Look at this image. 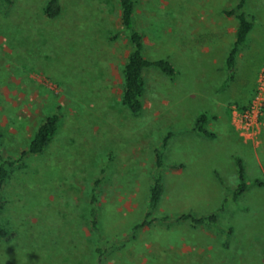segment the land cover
I'll return each mask as SVG.
<instances>
[{
  "label": "rangeland",
  "instance_id": "rangeland-1",
  "mask_svg": "<svg viewBox=\"0 0 264 264\" xmlns=\"http://www.w3.org/2000/svg\"><path fill=\"white\" fill-rule=\"evenodd\" d=\"M48 1L0 0V145L21 158L2 195L0 223L11 235L0 237V264H264V116L243 134L234 114L251 103L264 66V0L246 2L255 23L232 75L225 63L238 20L224 11L239 0H137L145 56L177 69H146L139 114L122 101L131 43L120 0H61L55 18ZM54 112L52 141L23 155ZM202 112L212 137L195 129ZM168 132L157 214L170 220L137 227ZM237 157L249 186L233 200ZM184 212H215L224 232L180 220Z\"/></svg>",
  "mask_w": 264,
  "mask_h": 264
},
{
  "label": "trees",
  "instance_id": "trees-1",
  "mask_svg": "<svg viewBox=\"0 0 264 264\" xmlns=\"http://www.w3.org/2000/svg\"><path fill=\"white\" fill-rule=\"evenodd\" d=\"M4 5L11 4L12 0H1ZM247 0H239L231 9H226L224 13L227 16H234L238 20L235 40L232 48L229 50L226 57V68L232 75L235 67L236 56L240 49L245 45L250 31L254 27V15L246 11ZM137 9V0H120V10L123 31L126 32L127 37L131 43V52L124 64V88L122 101L128 109L134 113L139 114L144 106L143 97L146 92L145 71L149 67H156L168 76L177 74L176 66L167 58H158L154 60L148 59L144 54L143 35L135 26V13ZM62 11L61 0H49L44 8L45 14L49 18L57 17ZM208 114L202 112L195 120V129L200 133L212 137L211 131L206 127ZM60 116L57 112L47 116V118L38 126L34 132L28 149L23 153L26 154H40L48 144L52 141L59 128ZM172 136L168 132L160 146L155 149V170L156 174L149 189V199L146 212V219L137 225V227L152 224L155 221L165 222L170 220V216L157 214V209L160 205L164 194V182L162 169L166 166L165 162V148L168 146L169 139ZM21 158L12 156H4L0 145V208L3 205V190L6 185V180L9 176L10 169L19 163ZM238 184L230 190L233 200H237L248 189V180L246 177V170L243 160L240 157L236 158ZM101 181L96 179L92 185L89 204L91 206L90 218L93 229L97 232L98 228V201L99 189ZM180 220H187L196 226H209L219 232H224V228L220 226L218 216L215 212L206 215H196L193 212H184L178 216ZM100 231V230H99ZM11 235V231L0 223V237L7 238ZM100 256L103 255L101 248H97Z\"/></svg>",
  "mask_w": 264,
  "mask_h": 264
},
{
  "label": "built area",
  "instance_id": "built-area-1",
  "mask_svg": "<svg viewBox=\"0 0 264 264\" xmlns=\"http://www.w3.org/2000/svg\"><path fill=\"white\" fill-rule=\"evenodd\" d=\"M236 124L243 134L254 133L261 125L264 116V66L259 73L254 98L246 109L234 110Z\"/></svg>",
  "mask_w": 264,
  "mask_h": 264
},
{
  "label": "crops",
  "instance_id": "crops-1",
  "mask_svg": "<svg viewBox=\"0 0 264 264\" xmlns=\"http://www.w3.org/2000/svg\"><path fill=\"white\" fill-rule=\"evenodd\" d=\"M234 43V42H233ZM208 120H209V117H208ZM208 120H207V123H208ZM207 123H206V127L208 128V126H207ZM209 129V128H208ZM209 131H211L210 129H209ZM212 132V131H211ZM213 133V132H212ZM202 134V133H201ZM204 135V134H203ZM214 135V134H213ZM206 136V135H205ZM209 137V136H208ZM236 172H237V170H236ZM238 177V176H237ZM237 184H238V182H237ZM236 184V185H237ZM234 188V187H233ZM212 213V212H211ZM208 214H210V213H208ZM203 215H206V214H203ZM198 216H200V215H198ZM203 226V225H202Z\"/></svg>",
  "mask_w": 264,
  "mask_h": 264
}]
</instances>
